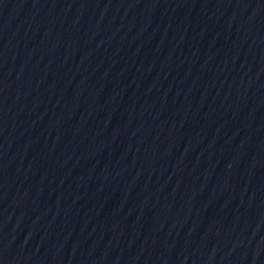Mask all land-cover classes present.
Returning <instances> with one entry per match:
<instances>
[{
    "label": "water",
    "instance_id": "95a60500",
    "mask_svg": "<svg viewBox=\"0 0 264 264\" xmlns=\"http://www.w3.org/2000/svg\"><path fill=\"white\" fill-rule=\"evenodd\" d=\"M0 264H264V0H0Z\"/></svg>",
    "mask_w": 264,
    "mask_h": 264
}]
</instances>
